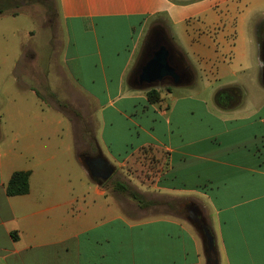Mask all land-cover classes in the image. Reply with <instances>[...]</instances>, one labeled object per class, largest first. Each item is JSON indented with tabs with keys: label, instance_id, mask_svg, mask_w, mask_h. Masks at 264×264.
Wrapping results in <instances>:
<instances>
[{
	"label": "crops",
	"instance_id": "0c3cea01",
	"mask_svg": "<svg viewBox=\"0 0 264 264\" xmlns=\"http://www.w3.org/2000/svg\"><path fill=\"white\" fill-rule=\"evenodd\" d=\"M54 7L62 25L85 33L117 26L121 34L107 38L104 51L86 54L68 45L60 75L55 68L36 72L32 55L29 64L3 69V88L23 81L18 85L31 96L11 101L5 91L0 94V264H205L201 235L188 218L172 210L148 216L157 205L167 209V199L158 203L126 184L150 205L140 208L126 197L136 208L123 210L105 187L108 180L89 177L83 155L102 156L114 173L141 161L152 191L174 197V203L201 205L219 264H264V103L243 114L245 90L231 83L213 87L210 100L177 94L198 79L193 60L205 76L215 72V81L228 70H252L246 60L253 41L264 92V0H55ZM247 27H255L254 37ZM153 29L193 76L188 86L155 89V104L131 78ZM87 59L97 61V72ZM57 80L67 95L54 89ZM211 86L204 84L203 91ZM73 94L83 103L78 106ZM56 99L84 113L76 118L79 129ZM13 122L20 131L7 134L5 126ZM25 124L32 131L22 130ZM59 163H75L86 179H49L48 170ZM17 171L30 172L29 192L9 197L6 185Z\"/></svg>",
	"mask_w": 264,
	"mask_h": 264
},
{
	"label": "rangeland",
	"instance_id": "374dc122",
	"mask_svg": "<svg viewBox=\"0 0 264 264\" xmlns=\"http://www.w3.org/2000/svg\"><path fill=\"white\" fill-rule=\"evenodd\" d=\"M168 1L177 5H182L188 3L191 0ZM14 2H16V6L8 10L4 15L0 17V94L5 91L11 101H22L26 99V96L30 97L31 95L27 87L24 86L23 90L22 87L18 85L23 81H19L16 85H14L12 81H9V83H4L5 88H3V83L1 82L3 69L10 70L11 67L16 63V65H18L19 67L23 66L22 63L24 61H29L27 63L29 64L31 61L30 57L32 55L33 60L31 62L32 64L30 65L34 67V70L36 72L41 69L55 68V71H57L60 75V71L58 70L59 68H64L63 61L65 58V50L68 45L70 46V48H76L74 51H78L80 53L89 54L91 52H97L99 50L104 51L106 50L105 48L107 46V38L113 37L117 34H121V30L117 26H99L98 28H95V31L85 33L84 31L77 30L76 25L74 24H69L68 26H66L65 24L62 25L58 21L57 15L54 11L55 0H14ZM15 12H18L20 15L16 18L11 17L10 15ZM162 17L166 16L162 15ZM157 18L158 17L155 16L150 19L149 23H147L145 32L149 30L151 22H153ZM254 19L255 17H251L250 20ZM167 24L169 27L172 26L171 22L169 21L167 22ZM221 24L224 23L222 22ZM172 29L176 36H183V31L181 28L175 29V27H172ZM32 30L35 32L34 38L28 37V31ZM45 30L49 32V35L47 37L48 45L45 40ZM247 30L249 32V37H254L255 27H247ZM261 37L262 36L259 33V40L261 39ZM20 43L23 46L22 50H20L19 48ZM252 47V49H249L248 59L246 60L247 65L250 66L252 70H249L245 73H238L228 70L224 73V76L221 77V79L217 78L216 81L214 80V77L217 76L215 75V72L214 75L213 73L210 74L211 72H206L207 74L205 76V74L203 73L204 71L201 69L202 66L200 62H196L195 60H193V65L195 70L197 71L198 79L191 87L179 89L177 94L197 96L199 98L210 100V94L213 87H219L221 85H226L229 83L236 84L242 86L246 94V104L242 109L243 114L250 115L254 113L257 110V107L264 103V92L260 90L256 75V73L258 72V52L254 41ZM23 53H27L25 55L27 57H21ZM18 56H20L21 59H17ZM85 63L90 67V69H94L95 72H97V70L99 69V66L97 67V61L93 63L91 60L87 59ZM209 82H212V86L206 91H203V85ZM49 83L51 86L53 85V82L50 79ZM54 85V89L58 94L65 96L66 93L67 95L68 92H65L63 88H60L61 84L58 82V80L57 82H54ZM46 97L48 96L46 95ZM72 97L78 106L79 104L83 103L78 95L73 94ZM52 98L54 99L57 97L52 94ZM55 103L59 108L65 105V112L67 114H70L72 118L76 120L77 123L75 127L77 129L78 126L79 129V120L77 119L81 118L82 114H84L81 113L79 107L75 105L69 106L68 104H63V102H59L57 99L55 100ZM84 122V124L88 126L87 121L85 120ZM27 126L28 124H25L24 128L21 129L24 131H32V126L30 125L29 128H27ZM5 129H7L5 131L7 132V134L9 132L14 133L20 131L16 122H13L12 124L8 123L5 126ZM134 165L124 169L115 168L114 175L111 176V178L107 182H105V187L109 191V194L119 199L121 208L125 211L132 212V210L134 211V209L136 208V205L131 203L126 197L117 195L114 188L115 182L125 183L132 187L134 186L133 188L135 190L138 189L141 192H144L148 199H153L158 203L164 202V200L166 199L169 201V203H167V206H169L167 207V209L165 205H157L154 208L149 209L150 213L148 214V216L163 214L166 211L172 210V212L176 211L181 213V215L187 219L188 213L186 211V208L192 206V204L181 202L174 203L173 201H171L174 197L159 195V193L152 191L151 186L145 185L147 183L149 184V182H147V179L150 178V175L144 169L145 164H143L141 161H138L134 163ZM40 178L41 177H39V179ZM48 178H63L69 179L71 181L86 179L85 175L75 163L71 166L67 163L56 164V166H54L52 170H48ZM199 206L201 207V205Z\"/></svg>",
	"mask_w": 264,
	"mask_h": 264
},
{
	"label": "water",
	"instance_id": "95a60500",
	"mask_svg": "<svg viewBox=\"0 0 264 264\" xmlns=\"http://www.w3.org/2000/svg\"><path fill=\"white\" fill-rule=\"evenodd\" d=\"M131 78L141 90L158 89L162 86L178 88L188 86L193 81V76L181 56L156 29L149 34ZM84 162L89 177L97 183L109 180L114 173L113 166L102 156L85 159ZM188 219L201 235L205 264H219L213 234L200 219L197 206L192 207Z\"/></svg>",
	"mask_w": 264,
	"mask_h": 264
},
{
	"label": "trees",
	"instance_id": "16d2710c",
	"mask_svg": "<svg viewBox=\"0 0 264 264\" xmlns=\"http://www.w3.org/2000/svg\"><path fill=\"white\" fill-rule=\"evenodd\" d=\"M15 6L16 2H14V0H0V16L4 15L8 10L14 8ZM17 14L18 12H15L12 15L16 16ZM168 90H170V88H168ZM147 98L152 104L158 103L160 101L159 92L155 89H151L147 91ZM29 177L30 172L28 171L14 172L6 185V195L9 197L26 195L29 192ZM115 190L135 202L140 208H145L150 205L148 202H145L142 195L126 184H117Z\"/></svg>",
	"mask_w": 264,
	"mask_h": 264
},
{
	"label": "flooded vegetation",
	"instance_id": "af4514ba",
	"mask_svg": "<svg viewBox=\"0 0 264 264\" xmlns=\"http://www.w3.org/2000/svg\"><path fill=\"white\" fill-rule=\"evenodd\" d=\"M259 33H260L261 36H262L261 39H260V40H261V41H260V46H261L262 53H263V56H264V27L260 28ZM231 98H232L231 95H228V96L226 97L227 100H230ZM82 157H83V159L85 160V159H90V158H94V157H97V156H96V155H91V156L83 155ZM192 207H193V206H189V207L186 208V211H187V213H188V217L190 216V213H191ZM200 219L204 221V218L202 217V214H201V213H200Z\"/></svg>",
	"mask_w": 264,
	"mask_h": 264
}]
</instances>
